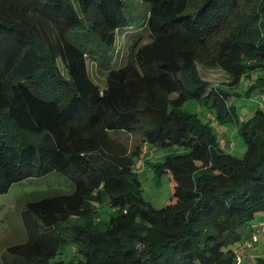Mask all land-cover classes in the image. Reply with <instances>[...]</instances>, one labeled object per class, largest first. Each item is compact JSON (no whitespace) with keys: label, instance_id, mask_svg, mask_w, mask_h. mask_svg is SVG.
<instances>
[{"label":"trees","instance_id":"1","mask_svg":"<svg viewBox=\"0 0 264 264\" xmlns=\"http://www.w3.org/2000/svg\"><path fill=\"white\" fill-rule=\"evenodd\" d=\"M142 1L137 20L126 0H0V194L52 172L74 185L25 204L27 238L4 264H236L264 213V109L245 118L239 94L197 67L263 98L264 0ZM135 24L150 41L113 67L118 33ZM189 100L204 118L182 109ZM213 122L236 124L244 156ZM123 134L141 143L130 150ZM143 146L172 150L156 165L174 182L162 208L143 196Z\"/></svg>","mask_w":264,"mask_h":264},{"label":"rangeland","instance_id":"2","mask_svg":"<svg viewBox=\"0 0 264 264\" xmlns=\"http://www.w3.org/2000/svg\"><path fill=\"white\" fill-rule=\"evenodd\" d=\"M126 2L132 13L135 14L137 20L141 19L143 13L148 8V5L142 0H126ZM136 39H139V46L150 41L149 33L139 24H135L118 33L115 59L112 64L113 67L120 68L127 63L133 42ZM88 63L92 80L100 88H105L107 83L106 71L99 68L92 61ZM60 66L62 65L60 64ZM197 67L200 75L212 87H224L239 94L237 97L232 96L230 101L236 104L238 110L245 118H249L258 107L264 109V102H262V97L257 91L250 97H247L244 93L246 89L244 84L231 89L229 86L231 77L224 69L220 67L207 68L200 64ZM182 109L191 113H198L203 118L207 111L205 105L195 100L187 101ZM213 125L216 128L218 136L225 140L224 143L226 144L227 141L232 146L231 152L233 155L238 157L244 156L246 145L236 124L231 122L224 124L213 122ZM122 138L128 142L130 150H134L141 143V138L137 135L123 134ZM143 147H146L143 150L145 155L137 161L139 162L141 160L142 162L140 170L142 172L139 173V178L142 182L143 196L156 209L162 208L174 202V182L171 175L165 169L158 170L156 165L161 164L164 161V156L172 152V150L158 149L157 147L152 149L147 146ZM73 191L74 185L69 177L52 172L43 177L29 178L14 183L7 193L0 194V264H4L2 258L9 246L23 243L27 238L22 220V210L25 208L26 203L30 200L63 193H72ZM108 211H110L109 208ZM263 217V213L260 214L257 221Z\"/></svg>","mask_w":264,"mask_h":264},{"label":"crops","instance_id":"3","mask_svg":"<svg viewBox=\"0 0 264 264\" xmlns=\"http://www.w3.org/2000/svg\"><path fill=\"white\" fill-rule=\"evenodd\" d=\"M225 140L221 139V146L225 149L231 150L230 144ZM264 215V213H263ZM264 220V217L259 219ZM237 255L241 258L239 264H254L255 262L260 263L264 261V234L259 235V241L253 247H247L243 245L238 251Z\"/></svg>","mask_w":264,"mask_h":264},{"label":"built area","instance_id":"4","mask_svg":"<svg viewBox=\"0 0 264 264\" xmlns=\"http://www.w3.org/2000/svg\"><path fill=\"white\" fill-rule=\"evenodd\" d=\"M262 99L264 100V97ZM145 148L146 147H144V149ZM144 155H145L144 152H142L141 157H143ZM141 167H142V162L140 160L139 162L136 163L135 169L140 171ZM252 227H253V231L251 237L244 243V245L247 247H253L256 243H258L259 235L264 234V220L255 221ZM240 262H241V258L238 256L236 264H239ZM254 264H260V263L255 262Z\"/></svg>","mask_w":264,"mask_h":264}]
</instances>
